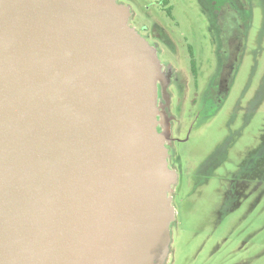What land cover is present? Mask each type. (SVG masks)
Listing matches in <instances>:
<instances>
[{"label": "water", "instance_id": "obj_1", "mask_svg": "<svg viewBox=\"0 0 264 264\" xmlns=\"http://www.w3.org/2000/svg\"><path fill=\"white\" fill-rule=\"evenodd\" d=\"M129 18L116 0H0V264L165 263L164 75Z\"/></svg>", "mask_w": 264, "mask_h": 264}, {"label": "rangeland", "instance_id": "obj_2", "mask_svg": "<svg viewBox=\"0 0 264 264\" xmlns=\"http://www.w3.org/2000/svg\"><path fill=\"white\" fill-rule=\"evenodd\" d=\"M116 2L129 8L130 25L150 46L159 43L160 59L172 61L163 39L180 53L185 39L193 45L199 77L210 84L218 62L202 1ZM247 5L248 15L239 18L244 42L229 95L207 118L194 119L188 143L174 147L193 164L217 150L222 166L210 174L191 170L185 174L191 178L179 182L164 264H264V0ZM181 63L187 70V62Z\"/></svg>", "mask_w": 264, "mask_h": 264}, {"label": "flooded vegetation", "instance_id": "obj_3", "mask_svg": "<svg viewBox=\"0 0 264 264\" xmlns=\"http://www.w3.org/2000/svg\"><path fill=\"white\" fill-rule=\"evenodd\" d=\"M200 1L209 13L208 31L216 43L215 54L218 68L212 76L210 84L207 85L206 82L203 84L202 77H199L198 51L193 45L187 43L186 39L184 53L178 52L168 39H163L169 54L172 55V61L166 58L160 59L159 43H155L156 46L152 45L164 75L157 82V106L159 112L165 117L166 124L162 122V125H158L157 131L161 132L162 127L165 126L169 133L165 147L168 168L176 174V183L170 193L173 203L177 198L179 182L184 178H191L185 174L191 170L198 171V169L210 174L212 171L218 172L219 165L222 166L217 150L201 162L193 164L187 161V155L178 154L174 147L177 144L188 143L195 125L194 119L199 116L201 119L207 118L210 114L209 110L213 112L218 109L229 95L237 74L244 42L245 31L242 29L239 18L240 14L245 12L248 15L249 11L247 0ZM162 2L166 4V0H162ZM165 11L167 16L171 17V9L168 8ZM130 27L136 28L132 24ZM180 62H187V70ZM238 101H240V97L236 100L235 107ZM183 119L185 120L182 121ZM158 120H160L159 117ZM183 131L185 133L182 135ZM183 161L187 163L186 167H184Z\"/></svg>", "mask_w": 264, "mask_h": 264}]
</instances>
